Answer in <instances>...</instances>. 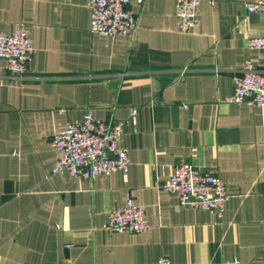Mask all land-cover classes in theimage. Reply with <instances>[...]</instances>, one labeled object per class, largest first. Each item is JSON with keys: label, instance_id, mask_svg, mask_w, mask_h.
I'll return each instance as SVG.
<instances>
[{"label": "crops", "instance_id": "crops-1", "mask_svg": "<svg viewBox=\"0 0 264 264\" xmlns=\"http://www.w3.org/2000/svg\"><path fill=\"white\" fill-rule=\"evenodd\" d=\"M245 1L201 0L183 32L176 0H131L136 30L103 34L87 0H0V29L25 24L35 45L24 74L0 58V264H264V105L228 99L247 58L264 71L248 44L264 9L245 19ZM87 108L129 119L128 171L51 172L53 132ZM181 158L225 181L222 216L163 187ZM129 192L150 226L106 230Z\"/></svg>", "mask_w": 264, "mask_h": 264}, {"label": "built area", "instance_id": "built-area-1", "mask_svg": "<svg viewBox=\"0 0 264 264\" xmlns=\"http://www.w3.org/2000/svg\"><path fill=\"white\" fill-rule=\"evenodd\" d=\"M142 1V0H139ZM201 0H176L175 11L183 32L200 24L197 10ZM214 2L215 0H209ZM131 0H87L91 9V29L103 34H122L136 30L138 15L130 8ZM247 14L264 9V0L245 1ZM248 44L264 51V34L250 32ZM35 52L30 29L25 24L12 31L0 29V58L6 67L24 74ZM235 85L228 99L248 105H264V71L247 58L241 72L234 75ZM137 107L134 106L131 118ZM129 119L105 120L96 118L87 108L81 120L69 121L51 136V145L60 152L51 172H67L82 178H96L116 169L129 170V149L119 144ZM163 187L177 195L182 206L206 208L222 216L229 200L225 181L211 172L181 158L172 176ZM150 226L146 206L129 192L124 205L111 208L103 227L110 232H141ZM152 264H180L168 256H160Z\"/></svg>", "mask_w": 264, "mask_h": 264}]
</instances>
